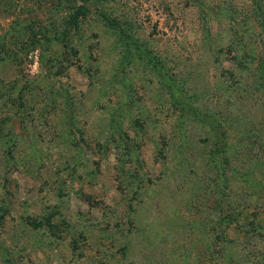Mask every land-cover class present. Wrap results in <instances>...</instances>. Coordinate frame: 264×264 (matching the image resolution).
I'll list each match as a JSON object with an SVG mask.
<instances>
[{"label":"rangeland","instance_id":"obj_1","mask_svg":"<svg viewBox=\"0 0 264 264\" xmlns=\"http://www.w3.org/2000/svg\"><path fill=\"white\" fill-rule=\"evenodd\" d=\"M83 3L0 0V119L25 90L0 138V264H264V0H93L65 48ZM146 54L222 120L228 169Z\"/></svg>","mask_w":264,"mask_h":264},{"label":"trees","instance_id":"obj_2","mask_svg":"<svg viewBox=\"0 0 264 264\" xmlns=\"http://www.w3.org/2000/svg\"><path fill=\"white\" fill-rule=\"evenodd\" d=\"M84 3L82 5L79 6H75L73 7V12L70 13L69 15V19L66 21L65 27H67V31L65 32L64 36H63V43H64V47L67 48L70 46L71 40H70V36L71 34L76 31L79 30L81 28V23L83 21V19L88 16V14L91 12L90 10V4L92 3L93 0H82ZM98 10V9H97ZM98 12V11H97ZM99 13V12H98ZM100 16L103 18L104 22L106 24H108L109 26L115 27L116 31L119 33H122L123 35V41L126 42L127 48L129 49V51L131 53H133V50L136 51V53L140 52V50L142 49V47H134L135 46V42L134 39L131 36V33L129 30H131L129 27H127L126 24H119L118 22H116L115 20L111 19L109 16H107L105 13L101 12ZM30 26V25H29ZM28 32L25 31V33ZM129 32V33H128ZM31 38V42H32V47L33 49L35 48H43L44 47V43H43V38H37L36 36H30ZM49 39H47L46 41L50 42L52 40L55 39V36L50 37L48 36ZM2 38L0 37V62L2 60H4V58H6L7 56H9V53L6 52L5 55V48L7 46V42L5 41V38L3 40H1ZM45 39V38H44ZM247 49V48H246ZM248 54L251 53L250 50L247 51ZM251 55V54H250ZM10 57V56H9ZM14 58H18L19 55L18 53H14L13 55ZM147 59H149V62L153 65L154 70L156 71L157 75H159V77L161 78V84L163 86H165V88L169 91V95L171 97V99L173 100L174 104L176 105L177 108H180L181 113L183 114V116L187 117V118H191L194 119L196 121H199L202 125L208 127L210 129V131L213 134V137L215 139L214 141V153H213V158L215 157L216 154H218L216 156V159H214V163L215 165L219 166L220 169L222 170L223 168H229L230 162L228 160V153H229V149H227V145L228 143L226 142V136L228 133L227 129H224L222 126V120L220 122L219 117L217 116L216 113H211L206 111L203 107L196 105V101L195 99H193V96L191 94L188 93L187 90H189L188 88H186V85L184 82L180 81H176L174 79H171L169 77V75H167L163 69L161 68V66H159V64L156 62V59L154 58V56H152L151 54H146ZM12 58V57H10ZM246 59V58H244ZM243 59H241L239 61L240 65H242ZM20 62H22V59H20ZM260 83H263V73H260ZM25 90H22L21 92V98H20V102L17 105V107L14 109H11V115L8 116L6 114H3L2 119H0V138H4L6 135L3 133V129H5L6 125V121L8 124H10L11 129H16V127L18 129H22L23 127V123H24V116L20 115V107H23L24 105V98H23V93ZM188 93V94H187ZM16 103V101L11 102V106H14V104ZM19 108V110H18ZM22 114V113H21ZM221 118V117H220ZM19 134L15 135V139L17 138ZM5 144L7 145V143L5 142ZM252 148L250 147L251 151ZM251 154V153H250ZM252 156V154H251ZM219 158V159H218ZM227 174V172L222 171V179L225 180V183H229L231 182V180L229 179L228 175L227 177H225V174ZM236 170L232 171V174H236ZM227 179V180H226ZM56 213H59L58 211ZM53 215L49 216V217H45L44 219V225L45 222L46 224H48L49 226L52 224L51 222L53 221ZM67 224V223H65ZM69 226V225H68ZM8 263L12 262L11 259L7 260Z\"/></svg>","mask_w":264,"mask_h":264}]
</instances>
